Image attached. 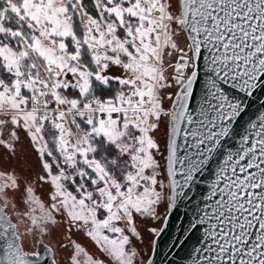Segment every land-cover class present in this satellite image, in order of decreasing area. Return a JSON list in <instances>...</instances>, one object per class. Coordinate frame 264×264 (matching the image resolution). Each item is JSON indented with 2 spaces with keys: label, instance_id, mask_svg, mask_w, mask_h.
<instances>
[{
  "label": "snow or ice",
  "instance_id": "snow-or-ice-1",
  "mask_svg": "<svg viewBox=\"0 0 264 264\" xmlns=\"http://www.w3.org/2000/svg\"><path fill=\"white\" fill-rule=\"evenodd\" d=\"M173 219L264 264V0H0V264H158Z\"/></svg>",
  "mask_w": 264,
  "mask_h": 264
},
{
  "label": "water",
  "instance_id": "water-1",
  "mask_svg": "<svg viewBox=\"0 0 264 264\" xmlns=\"http://www.w3.org/2000/svg\"><path fill=\"white\" fill-rule=\"evenodd\" d=\"M255 110V109H253ZM183 207L180 208V218L182 219L183 214ZM179 220L173 219L172 225L168 227L163 234L162 237L158 238L159 240V249H160V255L161 257H167V259H162L161 261H158V264H168L169 261H174L175 264H184V260L182 259L183 253H181L180 256H176L174 253H169L168 246L171 244L172 240L174 239L175 235L177 234V228L179 226ZM163 217L162 220L158 226V228L163 227ZM45 243H47L45 241Z\"/></svg>",
  "mask_w": 264,
  "mask_h": 264
},
{
  "label": "rangeland",
  "instance_id": "rangeland-1",
  "mask_svg": "<svg viewBox=\"0 0 264 264\" xmlns=\"http://www.w3.org/2000/svg\"><path fill=\"white\" fill-rule=\"evenodd\" d=\"M163 215H164V213H163ZM163 217V216H162ZM147 233H145V243L147 244L148 243V241H149V239L147 238ZM76 238H77V240H79L84 246H86L87 247V249L89 250V251H91L92 253H94V254H99L98 253V250L95 248V246L90 242V241H88L87 239H85L82 235H77V236H75ZM142 247H143V245H142ZM144 250H145V248H144ZM145 253H147L146 252V250H145Z\"/></svg>",
  "mask_w": 264,
  "mask_h": 264
},
{
  "label": "trees",
  "instance_id": "trees-1",
  "mask_svg": "<svg viewBox=\"0 0 264 264\" xmlns=\"http://www.w3.org/2000/svg\"><path fill=\"white\" fill-rule=\"evenodd\" d=\"M160 212H161V217H162V216H163V213H164V209H163V207L160 209ZM161 220H162V219H161ZM161 220H160V221H150V222H148V224H149V226H153V227H157V228H158V226H159ZM74 238L77 239L76 237H74ZM147 238L150 239L149 235H147ZM45 241L48 242L47 239H46ZM147 244H148V243H147ZM147 244H146L145 241H144L143 248H145L146 252H147ZM145 250H144V251H145ZM90 252H91V251H90ZM91 253H92V252H91Z\"/></svg>",
  "mask_w": 264,
  "mask_h": 264
}]
</instances>
